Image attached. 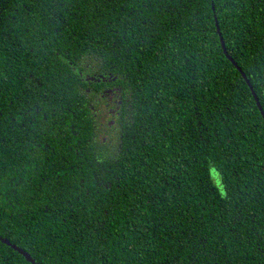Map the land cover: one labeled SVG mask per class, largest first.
<instances>
[{
    "label": "trees",
    "instance_id": "1",
    "mask_svg": "<svg viewBox=\"0 0 264 264\" xmlns=\"http://www.w3.org/2000/svg\"><path fill=\"white\" fill-rule=\"evenodd\" d=\"M0 236L39 264H264V0H0ZM0 264L32 263L0 240Z\"/></svg>",
    "mask_w": 264,
    "mask_h": 264
},
{
    "label": "water",
    "instance_id": "2",
    "mask_svg": "<svg viewBox=\"0 0 264 264\" xmlns=\"http://www.w3.org/2000/svg\"><path fill=\"white\" fill-rule=\"evenodd\" d=\"M217 31H218V34H219V38H220V42H221V46L223 47L224 52H226V51H225V47H224L223 38H222V36H221V34H220V31H219V28H218V27H217ZM227 56H228V58L234 63V65H235V66L237 67V69L240 71V73L242 74V76L245 78V74L242 72L241 68H239V67L237 66V64L233 61V59H232L229 55H227ZM246 81L248 82L247 79H246ZM252 95H253L255 101L257 102V105H258L259 109L261 110V106H260V104H259L258 97H257L256 93H255L253 90H252ZM261 113L263 114L262 111H261ZM0 240H1L3 243H6L7 245H9V246L12 247L13 249H15V250H16L17 252H19L20 254H22V255L26 258V260L29 261L30 263H32V264H39V263H36L35 260L29 255V253H27V252H26L25 250H23L21 247L17 246V245L14 244V243L9 242L7 239H5V238H3V237H1V236H0Z\"/></svg>",
    "mask_w": 264,
    "mask_h": 264
},
{
    "label": "rangeland",
    "instance_id": "3",
    "mask_svg": "<svg viewBox=\"0 0 264 264\" xmlns=\"http://www.w3.org/2000/svg\"><path fill=\"white\" fill-rule=\"evenodd\" d=\"M99 105H101V102L100 101H99ZM113 131L114 130H112V131L109 132V136H112ZM102 132L105 133V130L103 129ZM211 178H212V182H213L214 186L216 188H218L220 190V192H223V185L221 184V180H220L219 175L216 172H211Z\"/></svg>",
    "mask_w": 264,
    "mask_h": 264
},
{
    "label": "flooded vegetation",
    "instance_id": "4",
    "mask_svg": "<svg viewBox=\"0 0 264 264\" xmlns=\"http://www.w3.org/2000/svg\"><path fill=\"white\" fill-rule=\"evenodd\" d=\"M101 106H102V103H101ZM105 110H106V112H107V110H108V112H109V106L107 105V104H104L103 106H102ZM106 112H104L103 114H105ZM112 112H110L109 114H107L108 116H112V114H111ZM109 119V118H108ZM107 119V120H108ZM101 124H102V129H104V130H106L109 126H111L109 123H107L106 121L104 122V121H101ZM112 127V126H111ZM106 133V132H105ZM107 134H109V133H107ZM113 134H118L117 133V131L115 130V131H113Z\"/></svg>",
    "mask_w": 264,
    "mask_h": 264
},
{
    "label": "snow or ice",
    "instance_id": "5",
    "mask_svg": "<svg viewBox=\"0 0 264 264\" xmlns=\"http://www.w3.org/2000/svg\"><path fill=\"white\" fill-rule=\"evenodd\" d=\"M215 170H213V172H214Z\"/></svg>",
    "mask_w": 264,
    "mask_h": 264
}]
</instances>
